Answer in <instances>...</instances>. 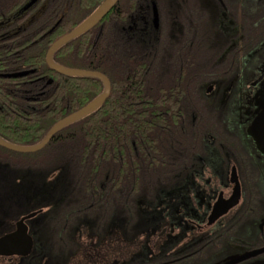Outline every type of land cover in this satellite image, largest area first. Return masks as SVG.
I'll return each instance as SVG.
<instances>
[{"label":"trees","instance_id":"16d2710c","mask_svg":"<svg viewBox=\"0 0 264 264\" xmlns=\"http://www.w3.org/2000/svg\"><path fill=\"white\" fill-rule=\"evenodd\" d=\"M26 1L0 0V22ZM102 1L56 0L42 19L13 37L0 25L1 137L22 145L38 143L53 124L104 90L99 79L64 76L46 62L49 47ZM132 2L120 0L99 25L54 55L62 65L100 71L110 79L103 106L59 131L39 151L0 146V169L11 173L14 184L6 193L14 209L11 219L42 209L32 220L36 245L27 264L69 263L86 232L131 238L147 217V208L138 202L163 199L179 186L197 168L206 137L222 132L200 87L217 66L212 44L199 38L197 28L168 44L161 25L153 43V32L139 33L138 45L120 47L119 10ZM30 70L23 77L2 76ZM18 89L43 91L41 103L27 108ZM134 167L138 172L131 174Z\"/></svg>","mask_w":264,"mask_h":264},{"label":"flooded vegetation","instance_id":"af4514ba","mask_svg":"<svg viewBox=\"0 0 264 264\" xmlns=\"http://www.w3.org/2000/svg\"><path fill=\"white\" fill-rule=\"evenodd\" d=\"M55 2L37 0L25 13L14 17L24 3L0 25H15L28 14L15 25L24 32ZM131 5L119 10L120 47L138 45L139 33L143 37L153 32V43L161 25L168 44L180 42L190 28H197L199 38L212 44L217 66L200 87L217 112L222 132L206 137L197 168L186 174L179 186L166 191L163 199L138 202L147 208V217L136 225L131 238L119 232H86L87 240L99 241L97 264H264V140L258 143L252 134L264 112V0H133ZM154 11L159 17L157 27ZM7 32L8 37L23 33ZM17 92L30 109L37 108L44 93H29L30 89ZM9 176L8 170L0 169V236L15 230L16 222L31 213L11 219L6 193L14 184ZM236 188L239 199L210 223L215 206L219 204L223 211ZM35 217L26 220L34 242L31 253L0 255V263L27 264L36 245L32 229ZM113 240L112 247L107 242Z\"/></svg>","mask_w":264,"mask_h":264},{"label":"water","instance_id":"95a60500","mask_svg":"<svg viewBox=\"0 0 264 264\" xmlns=\"http://www.w3.org/2000/svg\"><path fill=\"white\" fill-rule=\"evenodd\" d=\"M119 0H103L98 7L88 15L82 22L76 25L71 31L64 34L60 38H58L48 49L46 53V62L50 69L56 71L57 73L69 76V77H92L99 79L104 86V90L94 99L89 101L86 105L81 107L80 109L70 113L69 115L61 118L58 120L53 126L48 130L44 138L39 141L38 143L31 144V145H22L11 142L6 140L5 138L0 136V146L7 148L9 150L20 152V153H31L36 152L43 149L51 139L62 129L65 127L84 119L88 115L96 112L100 109L107 98L111 93V81L110 79L102 72L96 70H89V69H81L75 67H68L62 65L55 61L54 55L56 52L62 48L64 45L68 44L69 42L73 41L74 39L82 36L83 34L89 32L92 28H94L98 23H100L107 14L116 6ZM37 0H28L14 15L20 16L21 14L25 13L29 8H31ZM154 24L157 27L159 25V17L158 12L154 11ZM60 22V21H59ZM56 24V26L59 24ZM55 26V27H56ZM54 27V28H55ZM53 28V29H54ZM51 29V31L53 30ZM34 70L30 71H22V72H15V73H6L2 74L3 77L6 78H17L23 77L32 73ZM264 103V101H263ZM252 134L260 143L261 139L264 140V112L262 115L256 120V123L253 127ZM240 193L239 189L236 188L230 202L226 207L221 210V206L217 204L214 208L213 213L210 217V223L213 222L220 214L225 212L227 208L233 206L236 201L239 199ZM39 211L31 212L16 222V228L12 232L6 233L0 236V255L3 256H11V255H19V256H27L31 253L34 242L32 236L29 234L28 225L26 224V220L35 217ZM3 264V263H0Z\"/></svg>","mask_w":264,"mask_h":264},{"label":"rangeland","instance_id":"374dc122","mask_svg":"<svg viewBox=\"0 0 264 264\" xmlns=\"http://www.w3.org/2000/svg\"><path fill=\"white\" fill-rule=\"evenodd\" d=\"M1 28L5 31H9L10 34H12L14 31H15L14 33L23 32L22 30L17 29L18 27L15 25H9L8 27H1ZM2 34H4V33H2ZM129 165H131V164H129ZM125 170H127V169H125ZM129 171L131 174H136L138 172L136 167H134L131 170L129 169ZM122 172H123V168H120V174ZM11 209L14 210L13 208H11ZM1 227H2V225H1ZM98 242L99 241L95 240V239L87 240L86 233H84L82 236V240H81V248H80L79 252L77 253V255H75V257L70 261V264H86V263L97 264V263H99V259H100L99 256L100 255L98 254V252L100 250V247H99V245H97ZM114 242H115V240H113L112 242L108 241L107 243L113 247Z\"/></svg>","mask_w":264,"mask_h":264}]
</instances>
